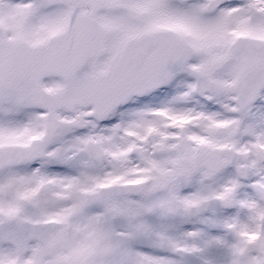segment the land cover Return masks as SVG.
<instances>
[{
  "label": "snow or ice",
  "instance_id": "snow-or-ice-1",
  "mask_svg": "<svg viewBox=\"0 0 264 264\" xmlns=\"http://www.w3.org/2000/svg\"><path fill=\"white\" fill-rule=\"evenodd\" d=\"M0 264H264V0H0Z\"/></svg>",
  "mask_w": 264,
  "mask_h": 264
}]
</instances>
